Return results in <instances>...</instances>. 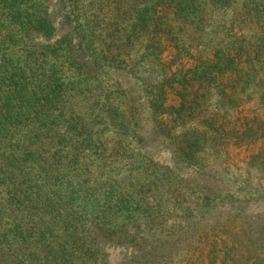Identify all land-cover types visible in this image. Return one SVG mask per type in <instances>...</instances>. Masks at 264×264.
<instances>
[{
    "label": "trees",
    "instance_id": "1",
    "mask_svg": "<svg viewBox=\"0 0 264 264\" xmlns=\"http://www.w3.org/2000/svg\"><path fill=\"white\" fill-rule=\"evenodd\" d=\"M169 46L193 66L169 72ZM260 140L264 0H0V264H151L166 240L157 264H264V145L233 193L203 184Z\"/></svg>",
    "mask_w": 264,
    "mask_h": 264
},
{
    "label": "rangeland",
    "instance_id": "2",
    "mask_svg": "<svg viewBox=\"0 0 264 264\" xmlns=\"http://www.w3.org/2000/svg\"><path fill=\"white\" fill-rule=\"evenodd\" d=\"M186 53V52H183ZM175 57V52L173 51V49L169 46L167 47V50L164 52L163 54V61L164 64L167 66V69L169 72L174 73V71H179L182 67L184 68H189L192 67L193 64H191V61H187V58L184 59H175L173 61V58ZM127 78H125L124 80H126ZM130 79V78H128ZM127 79V80H128ZM131 83V81H130ZM132 84L134 86V83L132 81ZM131 84V85H132ZM178 87L177 84L173 85V88ZM167 106L171 107V108H176L179 103L180 100L179 98L173 93V91H169L168 95H167ZM256 108L254 107L253 103H248L246 106H241L238 108H235V106H233L232 109L228 110L227 112H219L217 113V118L219 119L218 124L221 123V120L226 121L225 130H236L237 131H241L242 130V126L241 123L242 120L244 118H251L253 116H255L254 114H256L255 111ZM261 116V113H258ZM256 114V115H258ZM258 115V116H259ZM156 133L152 130V135H151V139L152 141H154ZM264 141V140H263ZM263 141H258L255 144H247V145H242V146H237L235 145L234 141H232L229 146L227 147V149L225 150V155H222L221 153H218V156L216 158H220L217 163H221L220 165H218L216 163L217 167H221V172H222V168L224 166L229 165V167L227 166L228 170L226 173H223V178L229 180V182H221L220 181H215L214 179H212V177L214 176L215 172H213L209 177L204 178L203 179V184H205L207 187H209V190H213L216 191L217 193L221 194V195H226V193L230 191V193L232 192V189H236L237 185L240 186V182L243 179V176L241 175V173L244 172L245 167L240 166L242 164L243 161L248 162V158L253 155L254 153L256 154L259 149L261 148V146L264 145ZM224 152V150H221V152ZM153 153H155L156 155V160L159 161L160 163H163L164 165H169L171 164L170 162V154L168 151H166L163 148H153ZM257 177L259 176H255L254 179H252V184H254L255 182H259L260 186L262 187V191L254 193V194H250L248 197L250 199H252L250 201V203H248L246 205V213H245V217L249 218V219H263L264 218V174L262 175V177L260 179H258ZM233 180H237V183H233V185L231 184V181ZM256 199V200H255ZM140 244V243H139ZM138 244V245H139ZM144 245V241L142 243ZM155 246H161V249L163 250H158L157 252H153L150 253L149 255L147 254L146 257H150L149 261L151 264H157L159 261V258H162L158 255L157 258L152 259V257H154L155 255H157L159 252H161L163 255L166 256V254L168 253V251H176L177 247H176V243L174 241H161L160 243H158L157 245H154L153 247L155 248ZM112 248V247H110ZM139 248V247H138ZM142 248H144L142 246ZM115 248H112L111 251V256H110V263L114 264L115 262H119V264H121L122 261H125V258H121L123 257L122 254V250H116ZM110 251V252H111ZM206 253V252H205ZM144 254V253H143ZM143 254L140 255L141 258H143ZM186 260H189V258L187 257ZM207 260V259H205ZM190 261V260H189ZM129 264V263H126ZM133 264H140L139 261L133 263ZM184 264V263H182ZM205 264V262H204Z\"/></svg>",
    "mask_w": 264,
    "mask_h": 264
}]
</instances>
